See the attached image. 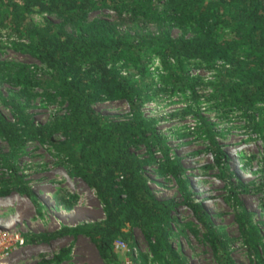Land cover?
Wrapping results in <instances>:
<instances>
[{
  "label": "trees",
  "instance_id": "16d2710c",
  "mask_svg": "<svg viewBox=\"0 0 264 264\" xmlns=\"http://www.w3.org/2000/svg\"><path fill=\"white\" fill-rule=\"evenodd\" d=\"M33 12L59 22L46 17L35 23ZM96 12L109 16L88 18ZM173 26L188 28V34L173 36ZM0 28L18 34L16 49L42 65L0 62V103L12 112V119L0 112V142L6 146L5 151L0 146L1 186L35 199L14 162L19 148L35 141L56 164L94 189L104 212L101 220L28 233L26 240L45 244L60 234H83L102 258L120 264L114 241L125 238L123 229L130 225L153 240L159 264H185L170 240L178 204L157 198L144 173L148 164L158 162L157 151L159 171L176 181L218 264H236L229 256L230 238L192 198L180 158L169 155L159 117L147 116L142 106L154 96L178 97L184 103L178 113L194 117V139L204 141L217 176L233 193L220 130L204 112H240L253 132L262 131L264 0H0ZM155 56L161 65L157 77L149 67ZM191 68L210 72L209 77L191 74ZM35 96L60 108L36 121L23 102ZM106 100L125 102L128 114L98 112L94 104ZM236 221L246 248L257 264H264V239L252 214L240 206ZM69 254L70 247L60 248L37 264H59Z\"/></svg>",
  "mask_w": 264,
  "mask_h": 264
},
{
  "label": "rangeland",
  "instance_id": "374dc122",
  "mask_svg": "<svg viewBox=\"0 0 264 264\" xmlns=\"http://www.w3.org/2000/svg\"><path fill=\"white\" fill-rule=\"evenodd\" d=\"M95 16L109 14L96 12L89 14L88 18ZM46 17L59 22L46 13L30 14L31 21L35 23H43ZM65 27L69 31L72 29L69 25ZM181 33L188 34V28L172 27L173 36ZM18 37V34L0 28V62H20L41 68L42 65L34 57L18 51L13 45ZM149 67L153 76L157 77L161 69L158 57L151 58ZM189 71L205 79L210 74L194 68ZM23 102L36 121L44 120L54 109L60 108L59 103L49 102L44 96L23 97ZM182 107L184 103L174 95L154 96L142 106V110L147 116L159 117V128L168 137L169 155L180 158L192 198L202 205L213 224L230 238V258L236 264H257L255 255L246 248L241 237L236 212L240 206L250 212L264 239V118L260 121L262 131L257 133L252 131L240 112L224 114L221 110L212 109L204 112L220 130L218 142L226 152L228 167L233 175L234 197L217 176L218 169L204 141L194 139L195 135L191 132L195 125L194 117L178 113ZM94 108L107 115H126L129 111L127 104L122 101H100L94 104ZM0 112L12 119L11 110L2 103ZM0 146L3 151L6 150L4 142H0ZM17 152L15 167L18 174L29 182L35 199L11 189V186H1L3 179L0 178V190H11L0 193V224L21 232L26 239L25 234L28 233L58 232L64 227L103 219V208L94 189L56 164L55 158L43 145L28 141ZM153 156L160 162V153L156 151ZM158 162L148 164L144 173L157 198H172L178 204L173 212L175 224L170 234L172 246L185 258V264H218L211 246L203 239L204 227L185 205L176 181L169 174L159 171ZM123 230L127 233L126 237L116 240H122L129 251L113 248L120 264H125L127 259L130 264H143L145 256L147 264H159L152 253V239L146 238L138 228L130 225H126ZM28 244L30 251L12 264H37L41 259L51 258L60 248L67 247H70V254L59 264H117L102 258L93 242L79 233L60 234L45 244Z\"/></svg>",
  "mask_w": 264,
  "mask_h": 264
},
{
  "label": "built area",
  "instance_id": "2783aa9c",
  "mask_svg": "<svg viewBox=\"0 0 264 264\" xmlns=\"http://www.w3.org/2000/svg\"><path fill=\"white\" fill-rule=\"evenodd\" d=\"M31 247L21 232L10 230L7 226L0 224V264H12L16 259L28 253ZM115 249H126L122 240L114 241ZM125 264H130L127 259Z\"/></svg>",
  "mask_w": 264,
  "mask_h": 264
}]
</instances>
